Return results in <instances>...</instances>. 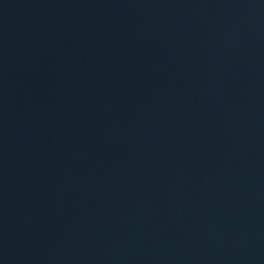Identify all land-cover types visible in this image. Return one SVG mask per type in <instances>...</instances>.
I'll use <instances>...</instances> for the list:
<instances>
[{
	"label": "water",
	"instance_id": "water-1",
	"mask_svg": "<svg viewBox=\"0 0 264 264\" xmlns=\"http://www.w3.org/2000/svg\"><path fill=\"white\" fill-rule=\"evenodd\" d=\"M0 264H264V0H0Z\"/></svg>",
	"mask_w": 264,
	"mask_h": 264
}]
</instances>
